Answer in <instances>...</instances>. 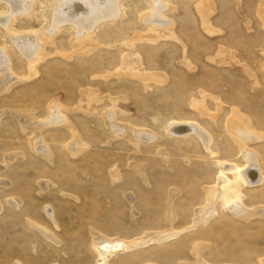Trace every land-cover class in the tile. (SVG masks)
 <instances>
[{"label": "rangeland", "instance_id": "1", "mask_svg": "<svg viewBox=\"0 0 264 264\" xmlns=\"http://www.w3.org/2000/svg\"><path fill=\"white\" fill-rule=\"evenodd\" d=\"M28 1L29 15L0 24V49L7 58L0 68V264H97V236L137 244L104 264H198L191 251L196 241L205 245L202 257L211 264H264V218L242 226L232 217L218 222L220 213L190 229L183 217L172 229L164 220L169 197L172 206V192L181 185L187 197H201L198 182L206 169L201 173L198 164L207 163L200 150L185 148L198 149L197 139L167 133L170 120L198 122L237 163L242 158L228 132V121L239 120L233 108L264 136V0H162L165 23L154 29L143 19L152 13L151 0H122V19L96 27L92 40L98 45L88 50L75 47L82 39L67 24L44 44L47 37L35 39L43 48L33 72L10 35L42 37L55 0ZM6 8L0 0V15L10 14ZM49 103L74 130L66 124L39 128ZM112 109L113 121L125 131L121 136L106 124L103 112ZM134 128L153 131L156 142L139 140ZM76 138L87 149L73 159L65 145ZM30 141L44 145L38 146L42 153L47 145L53 149L54 162L34 160ZM139 145L156 150L127 160L130 151L123 147ZM249 147L264 172V139ZM162 148L170 150L166 162L158 154ZM187 157L194 161L184 163ZM136 163L145 174L133 171ZM112 168H118L117 179ZM174 200L178 210L188 207L181 193ZM44 205L54 208L57 223L45 215ZM178 230L173 239H147Z\"/></svg>", "mask_w": 264, "mask_h": 264}, {"label": "bare ground", "instance_id": "2", "mask_svg": "<svg viewBox=\"0 0 264 264\" xmlns=\"http://www.w3.org/2000/svg\"><path fill=\"white\" fill-rule=\"evenodd\" d=\"M3 1L7 6L6 9L7 10L8 8L10 9V14L8 13V15L5 16L0 15V24L2 26L6 27L8 26V24H11L13 22L14 17L17 14L23 13L24 15H29L30 13L28 12L29 7H26V4L24 3L25 0H3ZM121 1L122 0H55L54 5L50 11L49 28L47 29L45 34H42L43 35L42 37H36V35L35 38L31 35L30 36L25 35L23 37L20 35H12V34L10 36L13 42L15 43V45L17 46V48L19 49V52H21V54L26 58L28 69L30 70V72H33V69L36 71L34 67L36 62H38L36 56L39 55V53H42L41 50L43 48L44 42L48 41L49 35L55 34L59 30V28L63 25L66 24L69 25L72 28V31L75 33L74 37L79 36L78 39H82L81 41H75V47L79 46V50L81 48L89 49V47L92 48V46L94 47L95 45H98L97 39H96L97 43L94 42L95 41L94 38H93L94 41L92 40L93 35L95 36L96 34L94 32L96 27L108 21H116L122 19L125 13L123 11V6L121 4ZM151 3L153 9L152 13H147L146 15H144L146 16L145 18H143L145 19L144 22H146L150 28H152L155 25L163 26L165 20L161 17V13H163L162 0H151ZM44 37L47 38L43 39ZM39 38L43 39V44H39L38 41L35 40V39L39 40ZM91 40L93 41V44H91V42L89 43V41ZM75 47L74 49H76ZM84 52L87 51L84 50ZM5 56L6 54H3V50L0 49V68L7 61L6 60L7 58ZM32 75L34 74L32 73ZM200 93L206 96L209 95L202 91H200ZM55 105L56 104L49 103L46 118L42 120V124L39 126V128L42 126L47 127L46 125H55L58 127L60 125L63 126L64 124H66L70 130H74V127L71 125L70 122H68L67 116L61 118L62 117V116L60 117L61 114L55 111V107H54ZM56 110H58V108ZM59 110L61 111L60 108ZM104 112L103 114L105 115L106 118V119L104 118L106 124L109 126L110 129H112L113 133L117 134L118 136H121L124 129L120 128L119 125H117V123L113 121L114 118L113 109L112 111L106 110V112L105 113ZM232 112L233 114H236L239 120L233 123L228 121L229 123L228 132L238 146L239 154L242 158L241 163L234 162L229 158H227V156H224L223 153L225 151L222 150L223 148H221L215 143L213 136H211V134L198 122L192 120L172 119L167 123L166 131L172 137H175L177 139H185L186 137L188 138L193 137L198 140L199 142L198 149H196L195 147H193V149L185 147L186 150L194 151L197 153H199L200 150L201 153L207 155V158L202 157L204 161H206L207 163L205 164L202 162L201 164H198L202 167L201 173L206 169V172L204 171L205 174L204 172L202 173L204 175L202 180L200 179L198 182L201 189V197L199 198L187 197V193H185V190H183L184 188L180 184L181 182L180 183L175 181L173 182V184L178 185V187L179 185L181 186L179 189L172 192V196L170 194L172 199V206H170L171 203H169L170 197L168 201L166 218L164 220H165V224L167 223L170 225L171 229L173 228L174 223H180L179 222L180 217H183L186 220V223L188 222L190 224L187 225L186 229H190L191 227L194 226H203L209 223L210 221H212V219L218 217L220 213L223 215L218 222H221L223 219L227 220V217L228 218L232 217L233 219L240 221L242 226H248L258 218H264V187L261 188L259 191H253L259 189L264 185V172L261 163L259 161V158L257 157L256 153L253 152L249 147L251 143L258 142L264 139V136L259 134L257 135L256 132L252 129V127H250L248 119L244 118L242 115H238L236 108H233ZM106 116L109 117L111 120L109 121L110 122L109 124L107 120L108 118ZM133 132L135 136L141 141L147 143H155L157 140L156 139L157 136L151 130L147 131V129L143 130V129L134 128ZM77 139L78 138L65 145V149L71 156L74 157L73 159H75V157L77 158L79 155H81L82 152H84V150L87 149V144ZM32 143L33 142L30 141L31 153L33 155L34 160L38 162L41 161L43 163L54 162L55 152L53 151V149H50L49 146L47 145L48 147L47 151L42 153L41 152L42 150L40 151V149H38L39 148L38 146H42L41 143L39 144L36 141L34 142L33 146ZM36 143L37 145H35ZM123 148L125 150L130 151L124 154V156L127 158V160L131 162L133 161L132 159L142 160L147 158L145 157V155L138 153H141L142 151H151L150 149H152L150 147H142L140 145L130 146L126 148L123 147ZM162 149L161 150L158 149V154L163 155L161 159L162 161L166 162L168 159L167 154L170 152V150L168 151L167 149H165L166 150L165 151L164 148ZM181 150H185V149H181ZM179 155H185V154H179ZM199 157H201V155ZM7 160L9 162L11 160L13 161V157L9 156V158L7 157ZM193 161L194 159H189L188 157L183 158L184 163L185 162L190 163ZM210 161L213 163H210ZM169 163L171 165L170 160ZM138 164L139 163L135 164L136 166L135 169H133V171L137 174H142V175L145 174L146 172L145 173L140 172L142 168ZM167 164L168 163H166V165ZM207 169H210V171H208ZM113 173H114L113 174L114 179H117L119 175L118 168L117 170L116 169L113 170ZM181 187L183 189H181ZM252 192H257V193L252 194ZM180 193L181 196L187 199L188 207L186 209L178 210L179 208H177L175 204L176 202L173 203V200L174 197L178 196ZM247 200H250L251 204H247L246 203ZM9 202L10 201H8V203ZM11 205L14 210H17L18 207L20 206L19 202H16L15 200L11 202ZM1 207L2 205L0 204V211H1ZM51 208L52 209H50L47 205L43 206L45 215L52 222L57 223L54 218V212H55L54 208L53 207ZM30 222L33 226H35V228L39 229L41 233L48 240H51L50 241L51 243L57 245L58 242L52 238L49 232L41 228L34 221L31 220ZM183 229L184 228H182V231ZM178 233L179 230L178 232H172L170 234L166 233V235H163L160 238H157L155 235L153 237L149 236L150 238H147V236L145 237L148 240L150 239L155 241H162L164 239L166 240L171 239L172 237H175V235H177ZM135 243L136 241H127L124 237L97 236V238L92 242V249L96 254L97 264H104L107 262L108 257L122 255L128 253L131 250H134L135 247L137 248V244ZM201 243L202 242H197V241L192 243L191 246L192 254L197 259L198 264H211L206 260H204L202 257V253L205 250V245L203 246V244ZM260 262H262V260ZM13 263L22 264L21 262L15 260ZM180 264H184V263L181 262ZM224 264H230V263H224Z\"/></svg>", "mask_w": 264, "mask_h": 264}]
</instances>
